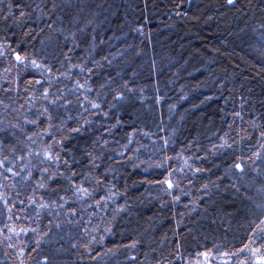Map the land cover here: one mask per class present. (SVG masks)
<instances>
[{
    "label": "trees",
    "instance_id": "16d2710c",
    "mask_svg": "<svg viewBox=\"0 0 264 264\" xmlns=\"http://www.w3.org/2000/svg\"><path fill=\"white\" fill-rule=\"evenodd\" d=\"M263 226L264 0H0V264H257Z\"/></svg>",
    "mask_w": 264,
    "mask_h": 264
},
{
    "label": "rangeland",
    "instance_id": "374dc122",
    "mask_svg": "<svg viewBox=\"0 0 264 264\" xmlns=\"http://www.w3.org/2000/svg\"><path fill=\"white\" fill-rule=\"evenodd\" d=\"M262 229H264V226L262 227ZM257 238V237H256ZM258 239V238H257ZM257 240H255L256 242ZM258 242V241H257ZM254 245V244H253ZM258 249V248H257ZM256 248L251 249L249 252L254 255V260L257 261V264H264V257L260 256L256 250ZM258 251V250H257ZM248 252V253H249ZM237 257V256H236ZM225 258H228L227 253H220L219 255H214L211 252H205V253H201L199 254V256H197L196 258H194L193 260L186 262L184 264H214L213 262L216 263H221L224 264L226 263Z\"/></svg>",
    "mask_w": 264,
    "mask_h": 264
},
{
    "label": "snow or ice",
    "instance_id": "6c2138e0",
    "mask_svg": "<svg viewBox=\"0 0 264 264\" xmlns=\"http://www.w3.org/2000/svg\"><path fill=\"white\" fill-rule=\"evenodd\" d=\"M228 2H229V3H233V2H234V0H228ZM17 59H20V57L18 56V57H17ZM33 63H35V62H33ZM237 167H239V165H237ZM171 186H172V185H171V184H169V187H171Z\"/></svg>",
    "mask_w": 264,
    "mask_h": 264
}]
</instances>
